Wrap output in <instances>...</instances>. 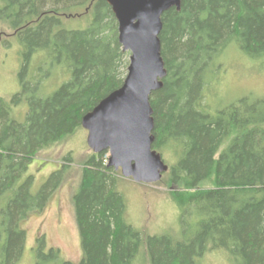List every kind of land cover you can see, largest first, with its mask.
<instances>
[{
  "label": "trees",
  "instance_id": "obj_1",
  "mask_svg": "<svg viewBox=\"0 0 264 264\" xmlns=\"http://www.w3.org/2000/svg\"><path fill=\"white\" fill-rule=\"evenodd\" d=\"M8 4L16 22L43 12L40 23L17 38L20 92L9 103L0 99V264H17L26 239L21 223L43 210L66 166L34 195L33 178L19 183L22 175L38 152L73 135L82 117L122 85L128 63L103 0ZM78 16L82 27L69 29L64 21ZM161 21L167 74L149 102L153 149L178 155L157 184L169 188L179 210V233L150 236L127 223L117 173L106 166V152L92 153L71 197L81 259L60 261L58 250L45 251L41 235L35 264H199L211 248L225 249L235 264H264V97L241 98L215 114L203 105L205 76H215L214 63L229 46L264 67V0H180V10L169 9ZM37 55L69 71L46 97L31 73ZM21 103L27 111L17 122L12 109Z\"/></svg>",
  "mask_w": 264,
  "mask_h": 264
},
{
  "label": "rangeland",
  "instance_id": "obj_2",
  "mask_svg": "<svg viewBox=\"0 0 264 264\" xmlns=\"http://www.w3.org/2000/svg\"><path fill=\"white\" fill-rule=\"evenodd\" d=\"M83 20V17L78 16L68 18L64 22L69 29H77L82 27ZM0 32L11 33L12 30L0 21ZM6 42L9 45L4 49L0 44V99L9 103L11 98L20 92L18 72L21 65V47L17 39H8ZM43 60L42 55L33 58L36 66L34 65V71L31 70V73H34L35 80L41 79L39 93L46 97L69 79V71L62 66L43 64ZM214 64L216 74H206L205 81L208 85L203 93V105L209 113L215 114L217 110L241 98L253 100L264 97V67L260 62L249 60L231 45ZM26 111V103L13 107V119L23 122ZM86 136L87 132L80 128L57 145L38 152L32 158L26 173L22 175L19 183L28 176L33 178L30 192L34 195L53 172L61 171V167L66 166L62 173L61 186L51 194L43 210L31 213L22 221L21 228L26 232V239L17 264H35L36 239L41 235L45 238V251L49 248L58 250L60 261L77 263L81 259L71 197L79 185L82 166L92 154L87 147ZM154 150L160 154L168 167L176 163L178 155H175L174 151ZM65 158H69L70 162H66ZM105 158H108L107 153ZM116 173L119 179L116 190L125 201L127 223L150 236L179 233L180 213L170 199L169 188L165 184H138L122 178L119 171ZM198 262L235 264L223 248H211Z\"/></svg>",
  "mask_w": 264,
  "mask_h": 264
},
{
  "label": "water",
  "instance_id": "obj_3",
  "mask_svg": "<svg viewBox=\"0 0 264 264\" xmlns=\"http://www.w3.org/2000/svg\"><path fill=\"white\" fill-rule=\"evenodd\" d=\"M117 23V42L128 54L122 85L81 119L93 154L106 152L108 168L124 179L158 183L168 166L153 149V110L149 98L163 87L166 69L159 35L162 15L180 10V0H103Z\"/></svg>",
  "mask_w": 264,
  "mask_h": 264
},
{
  "label": "flooded vegetation",
  "instance_id": "obj_4",
  "mask_svg": "<svg viewBox=\"0 0 264 264\" xmlns=\"http://www.w3.org/2000/svg\"><path fill=\"white\" fill-rule=\"evenodd\" d=\"M2 7L3 9H6V11L0 16V21L6 23L9 29L12 30L11 33L0 32V44L2 46V49L9 45V43L6 42L8 39H17L19 37V33L23 28L29 25L37 26L40 23L41 18L43 17L42 12L38 17H31L29 19L24 18V20H21L20 23L16 22L14 13L10 12L8 0H5L4 3H0V9Z\"/></svg>",
  "mask_w": 264,
  "mask_h": 264
}]
</instances>
